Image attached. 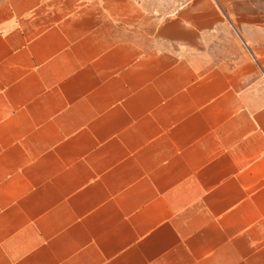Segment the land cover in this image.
<instances>
[{
  "label": "crops",
  "instance_id": "obj_1",
  "mask_svg": "<svg viewBox=\"0 0 264 264\" xmlns=\"http://www.w3.org/2000/svg\"><path fill=\"white\" fill-rule=\"evenodd\" d=\"M0 264H264V0H0Z\"/></svg>",
  "mask_w": 264,
  "mask_h": 264
}]
</instances>
